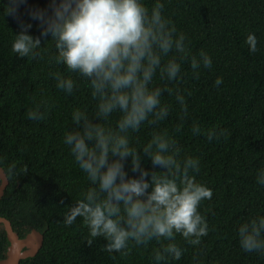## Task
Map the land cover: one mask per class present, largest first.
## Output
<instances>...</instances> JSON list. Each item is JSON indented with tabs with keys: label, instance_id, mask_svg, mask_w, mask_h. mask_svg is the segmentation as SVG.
I'll return each instance as SVG.
<instances>
[{
	"label": "trees",
	"instance_id": "1",
	"mask_svg": "<svg viewBox=\"0 0 264 264\" xmlns=\"http://www.w3.org/2000/svg\"><path fill=\"white\" fill-rule=\"evenodd\" d=\"M9 2L0 0V166L9 178L6 192L0 196V216L11 221L20 237L33 229L45 236L38 253L20 264H157L154 250L167 240H152L147 247L130 242L129 254L123 256L103 250L106 241L91 237L83 218L65 224L70 207L92 185L64 137L76 127L73 111H86L93 118L97 101L86 79L55 63V41L41 37L39 22L30 18L31 10L47 9L51 0H25L15 16L6 15ZM159 2L164 4L162 15L171 21L176 36L186 37L188 56L180 60L181 54L173 49L162 58L161 66L173 58L181 64L179 82L161 79L158 69L150 85L173 90L161 97V105H168L170 112L157 125L145 122L138 132H130V147L142 151L154 132H167L177 142L179 159H199V172L189 174L213 193L198 209L208 224V234L199 245H190L177 234L174 242L184 249L183 255L179 260L168 257L160 264H264V254L243 251L238 236L241 224L264 217V185L257 183L264 170V0ZM142 3L151 12L157 0ZM21 24H31L28 34L41 38L35 59L19 58L12 52ZM249 34L258 40L255 53L245 43ZM201 51L211 57L212 66H201L196 76L191 58H198ZM56 72L76 81L72 94L57 88L52 75ZM217 78L222 79L218 87ZM177 90L187 104L183 121ZM41 100L51 105L46 119L29 120L28 110ZM120 116L114 112L106 122H99L115 129ZM194 122L201 128L199 135L192 131ZM212 129L227 131L209 141L207 132ZM13 164L9 175L7 170ZM142 167L149 172V181L153 171H166L153 167L146 155ZM130 169L129 158L125 171L138 178L139 173ZM9 246L7 232L1 228L0 261Z\"/></svg>",
	"mask_w": 264,
	"mask_h": 264
},
{
	"label": "clouds",
	"instance_id": "2",
	"mask_svg": "<svg viewBox=\"0 0 264 264\" xmlns=\"http://www.w3.org/2000/svg\"><path fill=\"white\" fill-rule=\"evenodd\" d=\"M23 3L25 0H10L5 7L6 15L15 16ZM163 9L164 4L159 0L151 12L142 0H51L49 8L29 13L32 20L39 22L40 36H50L55 41V63L66 65L69 72L86 79L92 98L97 101L93 118L86 111H73L76 127L64 137V143L70 146L75 161L92 185L83 199L70 207L65 224L83 218L90 236L106 241L103 250L123 256L129 254L130 242L147 247L152 240H167V244L161 243L154 250L157 264L168 257L181 258L184 249L174 242L177 234L190 245L200 244L201 238L208 234V224L198 211L199 205L213 195L196 181L195 175L189 174L199 172V159H179L177 142L167 132H154L142 151L130 147V132H138L145 122L157 125L170 112L168 105H161V97L165 92L172 94L173 90L150 85L158 69L161 79L179 82L181 64L173 58L161 66L162 58L173 49L181 54L180 60L188 56L186 37L176 36L175 27H170L171 21L162 15ZM31 27L21 24L15 35L12 52L19 58L35 59L39 55L36 49L41 48L42 41L28 34ZM245 43L252 53L258 50L254 34H249ZM201 66L206 69L212 66L211 57L204 51L198 58H191L194 75H199L197 70ZM52 75L58 89L69 95L73 93L75 80L64 78L59 72ZM221 83L222 79L217 78L216 86ZM176 100L183 121L188 111L179 90ZM50 107L41 100L28 110L27 117L44 120ZM114 112L121 113L115 129L99 122H106ZM192 131L199 135L201 128L194 122ZM226 131L209 130L207 138L219 139ZM145 155L153 167L166 169L153 171L150 181L149 172L142 167ZM129 158L130 170L139 173L138 178L129 177L125 171ZM14 168V164L8 168L9 175ZM257 183L264 185V170L259 172ZM262 234L264 217L257 216L241 224L240 247L245 252L264 254Z\"/></svg>",
	"mask_w": 264,
	"mask_h": 264
},
{
	"label": "water",
	"instance_id": "3",
	"mask_svg": "<svg viewBox=\"0 0 264 264\" xmlns=\"http://www.w3.org/2000/svg\"><path fill=\"white\" fill-rule=\"evenodd\" d=\"M8 185V175L0 166V196L5 194ZM1 228L6 230L10 246L7 256L0 261V264H20L22 259L35 256L43 246L45 236L36 229L20 237L14 230L11 221L6 217L0 216V229Z\"/></svg>",
	"mask_w": 264,
	"mask_h": 264
}]
</instances>
